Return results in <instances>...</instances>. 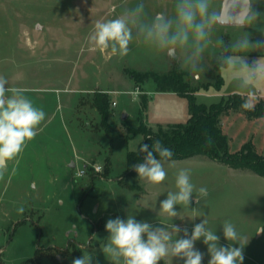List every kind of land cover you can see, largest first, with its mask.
<instances>
[{"label":"rangeland","instance_id":"obj_1","mask_svg":"<svg viewBox=\"0 0 264 264\" xmlns=\"http://www.w3.org/2000/svg\"><path fill=\"white\" fill-rule=\"evenodd\" d=\"M141 2L146 21L158 11L172 15L174 0H0V76L9 87L24 88L34 106L46 113L38 135L0 176V264H71L83 251L93 253L99 264H112L100 252L108 236L106 221L132 215L153 225L172 222L158 214L159 201L176 190L175 174L181 168L191 170L197 189H207L208 195L199 205L193 200L190 208L207 215L220 244L229 243L222 234L223 223L229 221L248 238L243 264H264V233L256 234L264 227V176L204 156L166 165L168 175L160 185H149L136 172L129 174L127 155L137 151L144 138L132 130L145 125L156 132L190 117L187 99L156 92L152 80L137 83L133 74L182 70L196 102L207 106L228 102L234 95L243 98L246 92L234 80L236 74L221 66L219 58L229 53L219 47L203 53L199 74L182 69L191 49L178 50L175 60L142 38L134 39L125 56L92 49L88 36L97 20L114 18ZM256 7L264 12V0ZM261 30L264 18L248 29L253 40L261 37ZM216 35L228 44L237 33L221 28ZM259 55L248 54L249 59ZM256 88L251 102L264 105V84ZM97 95L107 96L105 119L94 106ZM124 112L127 121L121 119ZM221 118L230 153L250 145L264 158V117L250 118L238 108ZM94 166L102 171L95 172ZM81 170L85 175L77 177ZM21 207L23 212L18 211ZM176 210L183 219L174 218L173 223L182 228L191 230L202 219H191L190 209ZM196 247L205 253L207 264L206 245L198 241ZM173 264L182 261L174 259Z\"/></svg>","mask_w":264,"mask_h":264},{"label":"clouds","instance_id":"obj_2","mask_svg":"<svg viewBox=\"0 0 264 264\" xmlns=\"http://www.w3.org/2000/svg\"><path fill=\"white\" fill-rule=\"evenodd\" d=\"M257 3L258 0H174L172 15L158 11L146 21L141 2L114 18L97 20L88 42L93 50L104 52L110 49L112 55L125 56L134 39L142 38L155 51L172 60L177 59L178 50L191 49V56L182 65V69L191 74H199L197 64L206 50L219 47L229 53L219 58L221 66L231 69L236 74L234 80L246 89L241 108L252 110L251 100L258 93L256 85L264 84V30L259 31L261 37L255 40L248 31L264 18V12L256 7ZM225 15L228 21L222 23ZM221 28L233 29L236 38L225 44L223 37L216 35ZM253 51L260 55L249 59L248 54ZM8 83L4 76H0V176L7 163L22 153L27 142L38 135L46 116L25 95L24 88L9 87ZM138 152L143 154V160L132 166L137 177L149 185L162 184L168 175L166 165L172 167L175 163L173 151L164 147L160 140H155L151 145L141 143ZM175 189L159 201L158 214L170 218V223L153 225L132 215L124 219L119 216L109 218L104 229L108 236L100 249L103 256L112 264H173L174 259L182 264H203L205 253L196 247L201 241L207 247V264H243V249L248 238L241 235L233 223L225 221L222 234L229 243L221 245L220 236L208 227L207 215L197 207L190 208L193 200L199 205L200 199L208 195L205 187L197 189L191 182L190 169L181 168L176 172ZM177 206L190 209L193 213L191 219L202 218L201 221L191 230L174 224V218L183 219L182 211L176 210ZM18 211L23 212V207ZM259 233H264V227L257 229L256 234ZM236 244L239 247L234 246ZM94 261L99 264L93 253L83 251L71 260V264H94Z\"/></svg>","mask_w":264,"mask_h":264},{"label":"trees","instance_id":"obj_3","mask_svg":"<svg viewBox=\"0 0 264 264\" xmlns=\"http://www.w3.org/2000/svg\"><path fill=\"white\" fill-rule=\"evenodd\" d=\"M133 75V79L137 83L152 80L156 85V92L175 93L187 99L190 109V117L184 124L169 125L167 128L160 126L156 132H153L151 128H147L145 125H141L136 131L132 130L136 133V136H144L141 143L151 145L155 140H160L164 147H168L173 151V161L204 156L234 169H247L257 175L264 176V158L253 151L250 145H246L240 152L230 153L229 138L222 129L221 116L231 109L241 108V104L244 102L241 96L234 95L228 102L222 100L219 103L207 106L196 102L195 91L191 88L188 74L182 70L175 69L163 75L157 73H138ZM221 83L219 80L218 87ZM94 104L102 118L105 119L108 105L107 96L97 95ZM143 104L147 109L146 98H144ZM242 110L250 118L264 117V105L262 102H259L252 110ZM142 160L143 154L139 153L138 149L135 152L128 153L129 174H135L132 166L141 163Z\"/></svg>","mask_w":264,"mask_h":264},{"label":"water","instance_id":"obj_4","mask_svg":"<svg viewBox=\"0 0 264 264\" xmlns=\"http://www.w3.org/2000/svg\"><path fill=\"white\" fill-rule=\"evenodd\" d=\"M227 21H228V17H227V15H225L223 18H222V23H227ZM128 113L127 112H124L123 114H122V121H126L127 119H128ZM221 124H222V122H221ZM70 167H72V168H74L75 167V164L74 163H72L71 165H70Z\"/></svg>","mask_w":264,"mask_h":264},{"label":"built area","instance_id":"obj_5","mask_svg":"<svg viewBox=\"0 0 264 264\" xmlns=\"http://www.w3.org/2000/svg\"><path fill=\"white\" fill-rule=\"evenodd\" d=\"M116 105V103H114V106ZM95 172H101L102 171V167L101 166H94L93 167ZM83 175H85V170H81L77 173V177H82Z\"/></svg>","mask_w":264,"mask_h":264},{"label":"crops","instance_id":"obj_6","mask_svg":"<svg viewBox=\"0 0 264 264\" xmlns=\"http://www.w3.org/2000/svg\"><path fill=\"white\" fill-rule=\"evenodd\" d=\"M74 164H75V163H74ZM75 167H76V164H75ZM75 167H74V168H75Z\"/></svg>","mask_w":264,"mask_h":264}]
</instances>
